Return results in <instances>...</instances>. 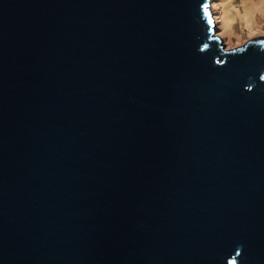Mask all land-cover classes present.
Instances as JSON below:
<instances>
[{
	"label": "water",
	"instance_id": "95a60500",
	"mask_svg": "<svg viewBox=\"0 0 264 264\" xmlns=\"http://www.w3.org/2000/svg\"><path fill=\"white\" fill-rule=\"evenodd\" d=\"M209 0H0V264H264V41Z\"/></svg>",
	"mask_w": 264,
	"mask_h": 264
},
{
	"label": "rangeland",
	"instance_id": "374dc122",
	"mask_svg": "<svg viewBox=\"0 0 264 264\" xmlns=\"http://www.w3.org/2000/svg\"><path fill=\"white\" fill-rule=\"evenodd\" d=\"M242 0H209L207 11L213 20V36L217 37L221 46L232 50L242 47L250 41L264 39V9L257 12L256 27L250 29L240 18H236L232 27L222 17L225 6H230L234 11L243 10Z\"/></svg>",
	"mask_w": 264,
	"mask_h": 264
},
{
	"label": "bare ground",
	"instance_id": "6f19581e",
	"mask_svg": "<svg viewBox=\"0 0 264 264\" xmlns=\"http://www.w3.org/2000/svg\"><path fill=\"white\" fill-rule=\"evenodd\" d=\"M243 10L234 11L232 7L225 6L222 17L227 23V27H232L236 18H240L251 30L255 28L257 12L264 9V0H242Z\"/></svg>",
	"mask_w": 264,
	"mask_h": 264
},
{
	"label": "trees",
	"instance_id": "16d2710c",
	"mask_svg": "<svg viewBox=\"0 0 264 264\" xmlns=\"http://www.w3.org/2000/svg\"><path fill=\"white\" fill-rule=\"evenodd\" d=\"M260 41H264V39H259Z\"/></svg>",
	"mask_w": 264,
	"mask_h": 264
}]
</instances>
